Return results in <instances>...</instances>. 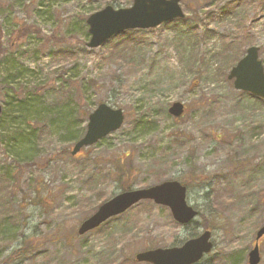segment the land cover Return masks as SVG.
Returning <instances> with one entry per match:
<instances>
[{"label": "rangeland", "instance_id": "374dc122", "mask_svg": "<svg viewBox=\"0 0 264 264\" xmlns=\"http://www.w3.org/2000/svg\"><path fill=\"white\" fill-rule=\"evenodd\" d=\"M132 3L0 0L1 110L10 97L67 107L60 116L28 113L29 128L1 112L0 264H148L134 256L206 228L214 247L196 264H247L264 225V101L236 90L227 75L251 45L264 67V0H180L181 19L86 46L80 18ZM23 26L37 36L20 34ZM33 85L38 96L21 92ZM174 102L183 115L168 113ZM99 103L120 108L122 126L71 155ZM61 118L76 139H64ZM116 159L128 168L130 189L180 181L200 216L181 226L145 200L78 235L120 192ZM258 243L264 264V236Z\"/></svg>", "mask_w": 264, "mask_h": 264}, {"label": "water", "instance_id": "95a60500", "mask_svg": "<svg viewBox=\"0 0 264 264\" xmlns=\"http://www.w3.org/2000/svg\"><path fill=\"white\" fill-rule=\"evenodd\" d=\"M180 0H133L128 8H113L110 5L90 14L88 25L89 48L101 46L114 35L129 29H147L176 18H182ZM228 79H233L236 90L249 92L264 100V68L258 58V48L250 46L245 55L230 69ZM184 111L183 104L174 102L168 109L173 117H179ZM1 112V107H0ZM124 120L120 108L100 103L89 113L86 130L71 150L75 155L81 148L93 145L98 140L118 130ZM142 200H151L156 205L169 209L172 218L179 224H186L197 214V211L186 202V188L176 180H166L158 184L139 189L120 192L101 203L97 209L78 228L82 235L97 228L111 217L117 216ZM264 234L262 226L255 236L257 241ZM211 233L208 230L186 240L179 247L156 248L139 252L135 255L137 262L150 264H193L204 253L211 250ZM260 260L257 243L248 253V264H258Z\"/></svg>", "mask_w": 264, "mask_h": 264}, {"label": "trees", "instance_id": "16d2710c", "mask_svg": "<svg viewBox=\"0 0 264 264\" xmlns=\"http://www.w3.org/2000/svg\"><path fill=\"white\" fill-rule=\"evenodd\" d=\"M79 24H80L79 28L81 27V29L83 31H85V18L84 17L79 19ZM19 29H20L19 30L20 34L35 33L36 36H37V33H36L37 30H36V28H33V26H30V27L23 26L22 28H19ZM31 29L35 30V32H30ZM86 30H87V27H86ZM124 33H121L118 36H120V35L122 36ZM35 34H32V35H35ZM183 50H184V48L181 49V51H183ZM38 88H39V85H33L30 89L23 88L21 90V92L23 94L30 93V95H34L35 92L37 94ZM30 91H32V92H30ZM38 95L39 94H37V96ZM31 100L33 102L35 99L31 98ZM59 105H62V106H59ZM63 105L64 104H61V103L55 104L54 101L52 103H50L49 105L44 104V102L41 103L40 105H36L35 102H33L31 105H29V104L26 105L25 101H18L16 99L10 97V99H8L7 102H6V109L3 108L1 110V112H2V114H5V115H6V113H5L6 111L9 113L10 118H11V122L9 121L10 123H14L15 121H19L18 123H22L24 125V127L27 126L26 128H29L31 126V124H30L31 120H29L30 117H28V115H29L28 113H30L31 116L33 114L36 115V116H40L41 113H45V112L47 113V115H49L48 113H50V114L51 113L52 114L58 113V114H55V115L60 116L59 114H61L62 108H67V107H63ZM33 109L35 111H33ZM67 115H68V113L66 112L65 116H67ZM24 117H25V119H24ZM1 118H2V115L0 113V120H1ZM63 119L61 118L62 123H60V124L63 125V126L61 125V127H63V131H65L64 132V136H65L64 139H67V140L76 139L78 137V134L74 133L72 130H69V127L71 126V121H69V120L63 121ZM36 121H38V120H36ZM61 127H59V128H61ZM33 130H34V128H33ZM6 131L10 132L11 130H6ZM20 137H22V135ZM23 137L27 138L26 136H23ZM106 137H104L103 139L99 140L97 143H101ZM15 139H16L15 136H12V137L10 136L9 139L7 140V143H9L10 141H13V144H15L16 141H17ZM21 140H23V139H21ZM122 162H123L122 159L121 160L116 159V160H114L112 162V166H111L114 169L113 172L116 173L115 175L114 174L113 175L115 176L114 177L115 178V182H116L117 187H118V189L120 191L129 190L132 187V184L130 182H128L129 179L128 180L126 179L128 177V174H127L128 170H126V169H128V168H125V165L121 164ZM111 172H112V170H111ZM198 215L200 216V212H198ZM194 235L195 234H192L189 237H193Z\"/></svg>", "mask_w": 264, "mask_h": 264}, {"label": "flooded vegetation", "instance_id": "af4514ba", "mask_svg": "<svg viewBox=\"0 0 264 264\" xmlns=\"http://www.w3.org/2000/svg\"><path fill=\"white\" fill-rule=\"evenodd\" d=\"M213 247H214V245H213ZM213 249V248H212Z\"/></svg>", "mask_w": 264, "mask_h": 264}]
</instances>
